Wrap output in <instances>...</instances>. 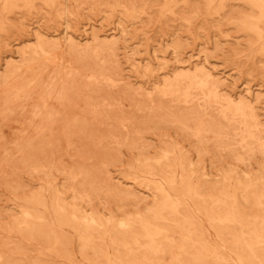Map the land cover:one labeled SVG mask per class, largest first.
I'll list each match as a JSON object with an SVG mask.
<instances>
[{
	"label": "rangeland",
	"instance_id": "obj_1",
	"mask_svg": "<svg viewBox=\"0 0 264 264\" xmlns=\"http://www.w3.org/2000/svg\"><path fill=\"white\" fill-rule=\"evenodd\" d=\"M0 140V264H264V0H0Z\"/></svg>",
	"mask_w": 264,
	"mask_h": 264
},
{
	"label": "bare ground",
	"instance_id": "obj_2",
	"mask_svg": "<svg viewBox=\"0 0 264 264\" xmlns=\"http://www.w3.org/2000/svg\"><path fill=\"white\" fill-rule=\"evenodd\" d=\"M257 2V1H256ZM53 67V66H52ZM44 74V73H43ZM34 75V74H33ZM37 76V75H36ZM49 77V76H48ZM35 79V78H34ZM35 83V82H34ZM22 85H24V84H22ZM37 86V85H36ZM44 87V86H43ZM48 87V86H47ZM45 88V87H44ZM20 90V89H19ZM13 101V100H12ZM30 109V108H29ZM235 115V114H234ZM241 118V117H240ZM49 119V118H48ZM249 119H250V117H249ZM37 120V119H36ZM53 124V123H52ZM39 127V126H38ZM50 127V126H49ZM33 128V127H32ZM31 130V129H30ZM33 130V129H32ZM1 141V140H0ZM214 220V219H213Z\"/></svg>",
	"mask_w": 264,
	"mask_h": 264
}]
</instances>
